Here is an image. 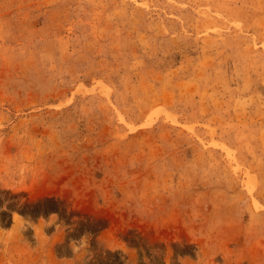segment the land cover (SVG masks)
I'll use <instances>...</instances> for the list:
<instances>
[{"label":"rangeland","instance_id":"obj_1","mask_svg":"<svg viewBox=\"0 0 264 264\" xmlns=\"http://www.w3.org/2000/svg\"><path fill=\"white\" fill-rule=\"evenodd\" d=\"M0 264H264V0H0Z\"/></svg>","mask_w":264,"mask_h":264}]
</instances>
